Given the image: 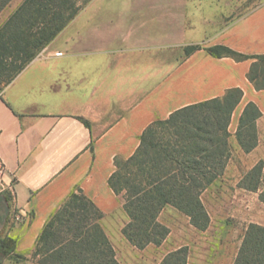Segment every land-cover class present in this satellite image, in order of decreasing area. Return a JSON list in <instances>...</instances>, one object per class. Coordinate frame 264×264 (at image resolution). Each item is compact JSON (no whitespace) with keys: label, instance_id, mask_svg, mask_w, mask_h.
Here are the masks:
<instances>
[{"label":"crops","instance_id":"0c3cea01","mask_svg":"<svg viewBox=\"0 0 264 264\" xmlns=\"http://www.w3.org/2000/svg\"><path fill=\"white\" fill-rule=\"evenodd\" d=\"M191 1L90 0L0 90V231L15 240V254L33 253L46 221L77 190L102 212L100 225L120 264L125 253L155 247L163 251L161 261L183 246L189 264L187 234L171 228L163 218L166 211L186 217L189 231L204 234L215 220L224 227L228 215L248 213L254 201L264 205L258 197L264 190V89L256 90L247 79L251 59L236 61L207 51L224 45L248 55L264 54V2L220 29L195 15ZM193 45L199 47L186 54L185 48ZM231 88H240L243 96L227 126L229 157L223 172L201 193L208 227L195 228L188 216L165 205L158 215L169 229L165 240L136 248L121 231L129 220L122 197L108 184L114 158L132 155L154 120ZM248 102L261 115L255 122L257 144L245 152L236 133ZM257 163L262 164L261 189L240 187ZM168 241L172 247L165 248ZM200 257L202 264L206 255ZM6 261L3 257L0 264Z\"/></svg>","mask_w":264,"mask_h":264},{"label":"trees","instance_id":"16d2710c","mask_svg":"<svg viewBox=\"0 0 264 264\" xmlns=\"http://www.w3.org/2000/svg\"><path fill=\"white\" fill-rule=\"evenodd\" d=\"M12 0H0V11ZM84 0H22L0 27V90L10 83L89 2ZM199 46L186 47V54ZM207 51L236 61L251 59L247 79L264 89V54L248 55L224 45ZM243 91L228 89L222 96L173 111L151 122L127 158L115 157L109 186L120 195L128 222L122 233L136 248L159 246L169 229L158 220L165 205L186 216L199 230L209 225L201 193L222 172L229 157L227 126ZM253 102L241 114L236 133L245 152L257 144ZM262 164L240 180V187L259 191ZM264 203V190L259 192ZM102 212L81 190L71 192L51 214L38 236L33 256L38 264H120L100 225ZM15 240L0 231V252L14 253ZM187 247L167 253L159 264H186ZM1 261V259H0ZM233 264H264V225L249 223Z\"/></svg>","mask_w":264,"mask_h":264},{"label":"rangeland","instance_id":"374dc122","mask_svg":"<svg viewBox=\"0 0 264 264\" xmlns=\"http://www.w3.org/2000/svg\"><path fill=\"white\" fill-rule=\"evenodd\" d=\"M21 1L12 0L8 6L0 11V27ZM83 2L84 0H79L80 5ZM191 2L194 4L195 15L201 17V20L208 22L210 25H216L221 29L249 14L261 5L264 0H192ZM207 15L209 18H207ZM262 189H264V184ZM246 211L248 213L239 212L238 215H228L226 217V226L224 227L222 220H215L213 226L208 230V233L204 234L197 231H189L190 227L186 221L187 219L182 215L176 216L166 211L163 218L170 224L173 230L176 231L178 227V230L182 229L187 234L185 238L190 245L189 264H199L198 260L201 258V253L206 255V261H202V264H230L231 255L235 251L239 243V238L249 220H259L264 223V205L262 203L258 201L252 202L251 209ZM217 231L221 234L220 237L216 235ZM219 238L221 239L220 242H218ZM206 245L209 247L205 248ZM218 245L219 248L221 246V249L218 248ZM170 247L172 245L168 241L165 248ZM162 252V249L149 247L136 253H125L123 263L158 264ZM211 255H214V257L220 256L221 258L220 260H212ZM4 258H7L5 264H38V258H35L33 253H29L28 255L11 253Z\"/></svg>","mask_w":264,"mask_h":264},{"label":"built area","instance_id":"2783aa9c","mask_svg":"<svg viewBox=\"0 0 264 264\" xmlns=\"http://www.w3.org/2000/svg\"><path fill=\"white\" fill-rule=\"evenodd\" d=\"M3 173H4V165L0 161V182H2V175H3Z\"/></svg>","mask_w":264,"mask_h":264},{"label":"water","instance_id":"95a60500","mask_svg":"<svg viewBox=\"0 0 264 264\" xmlns=\"http://www.w3.org/2000/svg\"><path fill=\"white\" fill-rule=\"evenodd\" d=\"M4 255L0 252V259H3Z\"/></svg>","mask_w":264,"mask_h":264}]
</instances>
